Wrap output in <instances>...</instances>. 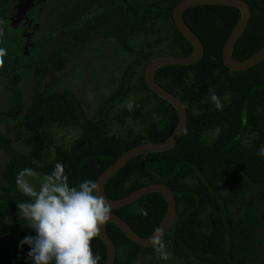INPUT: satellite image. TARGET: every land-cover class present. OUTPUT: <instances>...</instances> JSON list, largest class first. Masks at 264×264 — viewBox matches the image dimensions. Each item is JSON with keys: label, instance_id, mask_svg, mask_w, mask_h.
<instances>
[{"label": "trees", "instance_id": "trees-1", "mask_svg": "<svg viewBox=\"0 0 264 264\" xmlns=\"http://www.w3.org/2000/svg\"><path fill=\"white\" fill-rule=\"evenodd\" d=\"M72 1L63 14L65 45L53 50L49 42L41 40L31 48L36 51L30 49L29 56L21 58L4 36L0 37V47L7 49L0 86L12 94L9 109H0V148L7 152L5 183L0 184V218L12 219L0 229V264H32L28 259L30 246H21L26 236L35 235L28 221L18 215V203L31 199L17 189L21 170L31 168L45 176L59 162L65 166L70 186L86 179L97 181L125 151L143 142L167 139L179 121L176 107L150 89L144 73L132 80L143 62L146 66L157 56L193 52V44L173 18L175 6L182 0ZM246 1L252 17L234 49L238 60L264 47V0ZM4 6L0 2V8ZM240 16L238 7L227 4H199L185 11L187 24L205 44L204 54L191 65L161 66L155 78L183 100L187 127L173 148L135 156L105 184L106 194L113 199L154 182L170 186L177 199V216L163 240L172 242L174 253L184 264H261L255 230L264 224V156L258 155L264 147V60L240 71L230 69L223 61L225 42ZM167 23L171 27L164 37L156 38L155 44L147 42V47H155L137 50L119 88L101 105L97 119L83 115L73 90L51 92L43 85L49 72L59 73L70 57L91 46L97 35L114 37L121 51L133 52L132 35H152ZM33 76L38 81L31 104L25 108L21 83ZM134 91L143 93L135 101L134 110L118 107ZM213 91L222 110L211 100ZM114 108L120 110L110 114ZM127 120L134 127L128 125L122 134L109 132L111 125L125 126ZM5 121L14 122L15 138L23 141L26 149L16 148L2 131ZM70 125L79 126L70 146L52 144L51 130ZM53 148L56 152L52 157ZM249 195L256 202L246 206L243 215L235 214L233 208L245 204ZM167 210L166 197L158 191L112 209L144 237L159 228ZM107 229L117 247L114 264H134L141 255L155 251L153 246L132 241L114 222H109ZM91 247L102 257L98 264H104L107 246L102 238H94Z\"/></svg>", "mask_w": 264, "mask_h": 264}, {"label": "clouds", "instance_id": "clouds-1", "mask_svg": "<svg viewBox=\"0 0 264 264\" xmlns=\"http://www.w3.org/2000/svg\"><path fill=\"white\" fill-rule=\"evenodd\" d=\"M3 36L4 26L0 21V37ZM6 55L7 49L0 47V71L6 67ZM211 100L222 110L214 91ZM135 106L134 101L122 105L128 111H133ZM258 155L264 156V147L258 150ZM37 175L33 169L25 168L16 178L17 189L31 198L29 202L18 203V215L35 232L21 241V246H30L28 259L32 264H98L102 257L93 251L91 243L101 237L104 226L112 218V205L102 195L100 184L86 179L70 186L65 166L59 162L50 174L40 179L38 188L29 179ZM151 243L160 259L170 258L162 236L154 235Z\"/></svg>", "mask_w": 264, "mask_h": 264}, {"label": "rangeland", "instance_id": "rangeland-1", "mask_svg": "<svg viewBox=\"0 0 264 264\" xmlns=\"http://www.w3.org/2000/svg\"><path fill=\"white\" fill-rule=\"evenodd\" d=\"M170 27L171 24L167 23L162 26V29L159 32L152 35H146L143 33H135L132 35L134 47L136 48V51L133 52L121 51L120 46L114 39H100V37L97 36L91 46L78 50L75 56L70 57V60L65 65V68L59 73L53 75L52 72H49L43 85L45 84V87H50L51 92L66 89L73 90V92H75V94L79 97L83 108V115L87 118L97 119L101 105L104 104L106 100L119 88L124 70L128 67L134 56L137 55V50L139 48L149 50L151 47H155H147V42L155 44L156 38L164 37ZM59 37L60 36L58 35L57 38ZM63 43L65 45L66 40L61 43L56 42V45L53 46V50L57 49ZM47 46H49V44ZM31 50L36 51L35 49ZM26 52L30 53V49L27 48ZM145 64L146 62H143L138 65L132 82H135L137 76L144 73V67H146ZM55 78H57L56 83H54ZM37 81L38 79L33 76L25 79V81L21 83L25 108L31 104L35 82ZM10 92V90L8 91L7 89H4L3 86H0V109L3 111L6 109L8 110L12 102V94ZM142 95L143 93L141 91L130 92L122 101V104H118V107L119 105H124L127 101L135 102L138 98L142 97ZM114 109L110 114H113L114 112L116 113L120 110V108ZM13 124V121H5L1 123L2 131L12 138V144L16 148L26 149L23 141L16 140ZM128 125L134 127L131 120H127L125 126H122L119 123L111 125L109 132L122 134L126 131ZM78 133L79 126L70 125L65 128L54 127L53 130H51L52 144L54 141L55 145L64 144L65 146H70L74 138L77 137ZM55 152V148H53L52 157ZM6 159L7 152L0 148V184L5 183L3 172ZM36 173L38 174L37 177L29 179L30 182L38 188L40 179H42L44 175L40 172ZM242 210L243 209L241 207L237 206L233 208L234 213L239 216L241 215ZM10 220L12 221V219L8 216L1 217L0 229L7 226L10 223ZM165 245L166 250L170 253V258L168 260L160 259L159 254L155 251L150 254L141 255L134 264H184L174 253L172 242L167 240L165 241ZM192 260L195 261V259Z\"/></svg>", "mask_w": 264, "mask_h": 264}, {"label": "water", "instance_id": "water-1", "mask_svg": "<svg viewBox=\"0 0 264 264\" xmlns=\"http://www.w3.org/2000/svg\"><path fill=\"white\" fill-rule=\"evenodd\" d=\"M199 4L233 5L238 7L241 11L239 22L229 35L224 45L223 61L227 67L236 71L246 70L264 60V47L254 55L244 60L236 59L233 54L238 40L244 34L252 17L251 6L246 0H182L175 6L173 15L174 22L183 35L191 41L194 46V50L191 54L185 56L165 54L155 57L146 65L144 77L151 90L176 107L179 112L178 124L174 132L167 139L158 142H143L125 151L112 165L106 168L97 179V182L101 186L102 195H104L112 205V209L129 205L141 196L151 192L158 191L164 194L168 202V210L158 228L160 230L159 233L155 231L148 237L141 236L132 228L127 220L114 211H112V218L107 222V224L109 222L117 224L132 241L144 247L152 246L151 239L154 235L159 234L163 238L175 221L177 216V199L172 189L165 182H154L137 188L127 196L113 199L106 194L105 184L118 170H120L135 156L139 154L146 155L148 152L165 151L173 148L186 129L188 124V112L186 105L180 97L158 83L155 78V71L159 67L165 65H191L197 63L202 58L205 51V44L201 37L187 24L184 18V13L189 7ZM107 224L104 226L101 235L102 240L107 246V255L104 264H114L117 256V247L108 233Z\"/></svg>", "mask_w": 264, "mask_h": 264}, {"label": "flooded vegetation", "instance_id": "flooded-vegetation-1", "mask_svg": "<svg viewBox=\"0 0 264 264\" xmlns=\"http://www.w3.org/2000/svg\"><path fill=\"white\" fill-rule=\"evenodd\" d=\"M143 1L147 2V0ZM0 2L5 5L0 8L4 39L7 40L12 49L18 51L21 58L29 56L30 53L26 52L27 48L36 47L41 40L44 43L49 42L52 46H55L56 42L65 41L62 29L63 14L71 8L72 0H0ZM58 35L59 38H57ZM97 36L100 39L109 38ZM111 39L116 40L114 37ZM256 200L254 196L249 195L245 204L237 205L243 209L241 215L245 213L246 206L253 205ZM255 231L257 239L260 241V262L264 264V224L257 226Z\"/></svg>", "mask_w": 264, "mask_h": 264}]
</instances>
